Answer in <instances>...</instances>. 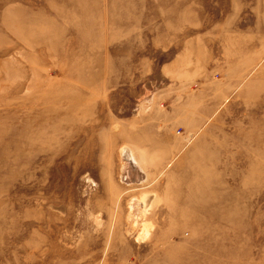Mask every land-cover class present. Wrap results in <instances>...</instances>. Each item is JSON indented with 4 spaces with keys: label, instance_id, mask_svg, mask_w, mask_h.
I'll list each match as a JSON object with an SVG mask.
<instances>
[{
    "label": "rangeland",
    "instance_id": "rangeland-1",
    "mask_svg": "<svg viewBox=\"0 0 264 264\" xmlns=\"http://www.w3.org/2000/svg\"><path fill=\"white\" fill-rule=\"evenodd\" d=\"M0 264H264V0H0Z\"/></svg>",
    "mask_w": 264,
    "mask_h": 264
},
{
    "label": "bare ground",
    "instance_id": "bare-ground-1",
    "mask_svg": "<svg viewBox=\"0 0 264 264\" xmlns=\"http://www.w3.org/2000/svg\"><path fill=\"white\" fill-rule=\"evenodd\" d=\"M126 158L129 161V169H128V173H130V175L132 176V178H134L135 180H138L140 177L142 178V170L140 168L137 167V159L135 157L132 156V153L129 152V150H126ZM127 173V175H128ZM144 199V198H143ZM145 205V203H144ZM147 207L148 205L144 206V212L147 211Z\"/></svg>",
    "mask_w": 264,
    "mask_h": 264
}]
</instances>
